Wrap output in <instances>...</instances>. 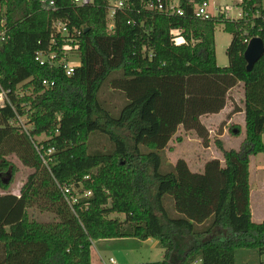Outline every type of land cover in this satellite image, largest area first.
Listing matches in <instances>:
<instances>
[{
  "label": "trees",
  "instance_id": "16d2710c",
  "mask_svg": "<svg viewBox=\"0 0 264 264\" xmlns=\"http://www.w3.org/2000/svg\"><path fill=\"white\" fill-rule=\"evenodd\" d=\"M54 1L48 10L43 0H0L7 29L0 82L12 90L15 108L0 107V188L17 173L10 156L33 171L20 195H0V264H92L95 241L132 238L156 240L165 250L162 261L147 264H236L245 250L264 256V221H252L249 169L251 157L264 153V57L249 72L244 56L252 39L264 41L263 0H242L237 21L222 14L197 20L201 0H180L182 17L146 8L157 0H124L130 8L117 12L112 32L109 0L88 7ZM54 21L68 23L69 38L56 36L53 44ZM220 24L232 38L229 66L222 68ZM173 32L186 42L176 45ZM68 44L79 46L81 61L71 77L56 63L35 61L51 48L60 58ZM241 83L240 150L216 141L223 159L207 161L203 172L191 171L184 159L165 170V151L179 130L207 143L204 117L219 115ZM104 90L124 97L117 115L100 98ZM239 112L234 106L232 113ZM16 114L32 124L30 136L11 125ZM42 134L48 140L38 143ZM97 135L111 142L109 150L91 151ZM64 185L91 196L73 212L60 192ZM31 211L53 220L36 221Z\"/></svg>",
  "mask_w": 264,
  "mask_h": 264
},
{
  "label": "rangeland",
  "instance_id": "374dc122",
  "mask_svg": "<svg viewBox=\"0 0 264 264\" xmlns=\"http://www.w3.org/2000/svg\"><path fill=\"white\" fill-rule=\"evenodd\" d=\"M209 1L211 4L209 10L213 16L217 17L220 15V12H224L222 15L229 21H237L241 18L242 9L239 5L241 4V0ZM5 12L6 9L0 4V16L1 14H5ZM224 29L225 26L220 24L215 33L216 57L220 68L229 66V57H227L226 51L232 41L231 35ZM70 61L74 65H80L81 63L78 56L73 57ZM230 95L232 100L227 105V111L223 116H207L203 119V123H205L210 135L207 143L204 144V141L196 134L188 133L183 129L179 130L165 151V170H168V167H171V165L176 164L178 160L184 159L188 162L192 171L203 172L205 162L213 159H223L221 151L216 146V141H223L227 149L240 150L246 138L245 122L243 121V116L230 112H232L236 105L239 108L243 107V89L238 87ZM100 98L106 104L108 110L111 109L115 115L118 114L125 103L124 97L120 93L110 90H104ZM27 127L32 128L33 126L32 124H27ZM236 129L241 133L237 134ZM47 140L48 137L45 134L37 136L38 143H43ZM90 144L91 151H106L112 146L107 138L98 135L91 140ZM8 160L15 165L17 173L14 175L13 181L7 189L0 188V195L12 194L17 196L20 195L21 188L33 171L24 167L18 157L10 156ZM249 169L251 172L250 205L253 213L252 221L253 223L261 224L264 221V153L251 157ZM4 179H8V176H5ZM71 188L76 197L82 198L85 194H88V192L82 193L81 190L73 188V186ZM30 213L36 221L51 222L53 220V216L47 213H40L39 211H31ZM111 218L123 221L125 217L113 214ZM92 251V264H147L160 262L164 259L165 255V250L160 247L158 241L153 239L145 244H140L139 240L133 238L116 239L110 242L100 240L94 242ZM236 264H264V256L261 257L253 251H240L236 257Z\"/></svg>",
  "mask_w": 264,
  "mask_h": 264
},
{
  "label": "built area",
  "instance_id": "2783aa9c",
  "mask_svg": "<svg viewBox=\"0 0 264 264\" xmlns=\"http://www.w3.org/2000/svg\"><path fill=\"white\" fill-rule=\"evenodd\" d=\"M44 3L47 5V9H53L55 5L54 0H43ZM73 4L79 7H88L89 5H92L94 0H72ZM202 3L199 5H196L195 7V18L197 20H211L215 16H213L210 13V1L209 0H201ZM157 4L154 3H148L146 8L149 10H156L159 13H165L167 15H177L179 17H182L184 15V10L180 7V0H168V2H163L162 0H157ZM110 7H109V14H108V21L109 23V31L112 32L114 30V17L116 16L118 11H124L126 8H130V4L128 2H124V0H109ZM220 14H224V12H220ZM226 17V16H225ZM242 17V15H241ZM52 40L51 43L54 44L55 37L61 36V37H67L69 38V31H68V23H64L62 21H54L52 23ZM78 35L81 33L78 31H75ZM174 41L176 45H183V43L186 42L184 38L181 37L179 32H173ZM7 39V29L4 20H0V48L3 45V41ZM67 42H73L72 39H67ZM79 46L75 45L74 47L72 45H66L63 47V55L59 58L58 53L56 51H53L51 48V51L49 52H39L37 53L35 57V61L38 62L41 66L46 65H52V64H58L60 65L67 77H71V75L75 72L76 68L79 65H74L71 63V59L75 56L76 51L78 50ZM45 86H48V82H44ZM20 86L18 90L21 88ZM18 90L15 92L18 93ZM20 95H23V92L21 89L19 90ZM11 95H13L12 90H6L3 88L0 82V107L1 108H11L13 111H15L13 100L11 99ZM16 120L11 123L12 126H17L26 133L28 136H30V131L32 130L31 127H27V122L25 123V118L21 117L20 115L16 114ZM27 121V119H26ZM37 150L39 151V148L37 147ZM60 192L62 193L68 207L71 209V211L74 212V206L78 203L79 199L81 197H76L73 193V190L71 187L64 185L59 186ZM91 193L85 194L83 198L90 197ZM113 263V261L111 260ZM201 263V261H196L193 264Z\"/></svg>",
  "mask_w": 264,
  "mask_h": 264
},
{
  "label": "water",
  "instance_id": "95a60500",
  "mask_svg": "<svg viewBox=\"0 0 264 264\" xmlns=\"http://www.w3.org/2000/svg\"><path fill=\"white\" fill-rule=\"evenodd\" d=\"M247 71H252L254 66L264 57V41L262 38H254L250 41L245 53Z\"/></svg>",
  "mask_w": 264,
  "mask_h": 264
},
{
  "label": "crops",
  "instance_id": "0c3cea01",
  "mask_svg": "<svg viewBox=\"0 0 264 264\" xmlns=\"http://www.w3.org/2000/svg\"><path fill=\"white\" fill-rule=\"evenodd\" d=\"M241 2H242V0H241ZM239 87L240 88H242L243 89V84L241 83V85H239ZM238 88V87H237ZM243 94H244V91H243ZM245 95V94H244ZM241 110H242V112H239V113H237L238 115H241V116H243V121L245 122V113H244V111H243V107H241L240 108ZM226 111H227V106H226V108L219 114V115H214V116H223V114L224 113H226ZM230 113H232V112H230ZM229 114V113H228ZM233 114V113H232ZM225 136V135H224ZM222 143H223V141H222ZM224 144V146H225V143H223ZM226 147V146H225ZM218 160H220V161H222V159H218ZM188 163V162H187ZM206 163V162H205ZM189 165V164H188ZM189 168H190V166H189ZM204 168V167H203ZM191 169V168H190ZM191 171H192V169H191ZM194 172H196V171H194ZM250 177H251V172H250ZM251 196V195H250ZM250 200H251V198H250ZM250 207H251V205H250ZM251 210H252V207H251ZM252 220H253V213H252ZM113 240H116V239H113ZM113 240H110V241H113ZM120 240V239H119ZM110 241H106V242H110ZM150 240H148V241H146V242H141L140 241V244L141 243H147V242H149ZM93 252V251H92ZM93 255V254H92ZM99 264V263H98ZM199 264V263H198Z\"/></svg>",
  "mask_w": 264,
  "mask_h": 264
}]
</instances>
